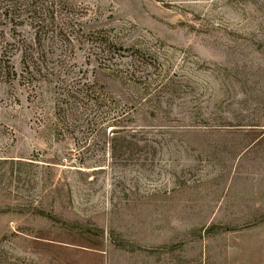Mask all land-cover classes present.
I'll list each match as a JSON object with an SVG mask.
<instances>
[{"label": "rangeland", "instance_id": "rangeland-1", "mask_svg": "<svg viewBox=\"0 0 264 264\" xmlns=\"http://www.w3.org/2000/svg\"><path fill=\"white\" fill-rule=\"evenodd\" d=\"M69 3L116 42L62 58L115 79L70 110L21 75L32 20L1 24L0 264H264V0Z\"/></svg>", "mask_w": 264, "mask_h": 264}, {"label": "trees", "instance_id": "trees-1", "mask_svg": "<svg viewBox=\"0 0 264 264\" xmlns=\"http://www.w3.org/2000/svg\"><path fill=\"white\" fill-rule=\"evenodd\" d=\"M72 12L73 9H71L69 0H0V26L5 22L16 26L26 22L29 26L30 18L33 22V27L36 29L34 36L36 43L34 41L29 44V39L23 37L24 39L17 40L14 46L15 49L21 51V63L23 66L21 75H23V78L27 75L29 82L34 79L35 81L39 80V76L46 79L48 76L54 75L57 89L55 92L60 96L57 97V100L68 103L70 110L75 109L77 105L99 106L101 101L98 94L101 93L100 90L103 87L97 85L98 79L107 78L113 81L115 77H113V69L105 64V61H109V59L102 57V55L95 59V62L99 64L103 71H99L98 79L95 75L88 78L84 74L79 75L81 69L77 71L70 70L67 60L65 61L62 56H65L66 51L74 50L76 43L81 44L80 46L86 45L89 50L92 48L94 50L97 49L102 54L103 52H109L110 47L116 42L114 37L106 33L104 29H86L78 24H76L77 27H74L71 22L72 18L66 20ZM48 30H51L52 36L57 38L58 42H53L45 47L44 41L41 42V39L46 38V35L40 37V33L43 31L44 34ZM37 34L39 35L36 36ZM7 45L12 44H7L4 40L1 41L0 72L9 76L15 73L8 65V60L6 62L3 60V53L6 51ZM98 52H96L97 56ZM102 60H104L103 63H100ZM129 61L127 66L124 67V71L130 70L134 72L141 68L143 64L134 55H130ZM58 63V67L54 68L52 66ZM60 109L62 107L59 108V111Z\"/></svg>", "mask_w": 264, "mask_h": 264}]
</instances>
